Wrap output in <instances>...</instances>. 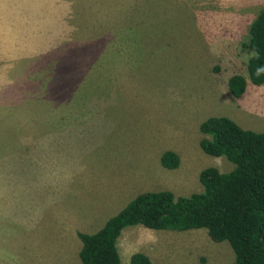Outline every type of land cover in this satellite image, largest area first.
Here are the masks:
<instances>
[{
  "label": "rangeland",
  "instance_id": "obj_1",
  "mask_svg": "<svg viewBox=\"0 0 264 264\" xmlns=\"http://www.w3.org/2000/svg\"><path fill=\"white\" fill-rule=\"evenodd\" d=\"M264 0H0V264H80L94 233L140 193L201 192L200 123L264 131L248 30ZM247 87L227 91L231 76ZM165 151L176 169L160 164ZM121 264H233L205 229L123 230Z\"/></svg>",
  "mask_w": 264,
  "mask_h": 264
},
{
  "label": "trees",
  "instance_id": "obj_2",
  "mask_svg": "<svg viewBox=\"0 0 264 264\" xmlns=\"http://www.w3.org/2000/svg\"><path fill=\"white\" fill-rule=\"evenodd\" d=\"M248 34V80L260 86L264 84V9ZM246 87L247 80L237 74L227 83L234 98H240ZM199 132L205 136L199 142L202 152L224 158L234 168L225 173L215 167L203 169L199 174L202 191L188 196L165 190L138 194L96 232L77 233L80 264H121L117 241L124 229L138 225L177 232L205 229L213 242L228 243L233 264H264V131L242 129L226 117H209L200 123ZM160 164L173 170L179 158L165 151ZM129 261L151 264L142 253L131 255Z\"/></svg>",
  "mask_w": 264,
  "mask_h": 264
},
{
  "label": "crops",
  "instance_id": "obj_3",
  "mask_svg": "<svg viewBox=\"0 0 264 264\" xmlns=\"http://www.w3.org/2000/svg\"><path fill=\"white\" fill-rule=\"evenodd\" d=\"M89 234V233H88ZM92 234V233H91ZM117 251H118V248H117ZM118 254H119V252H118ZM120 257V256H119ZM121 259V258H120Z\"/></svg>",
  "mask_w": 264,
  "mask_h": 264
}]
</instances>
